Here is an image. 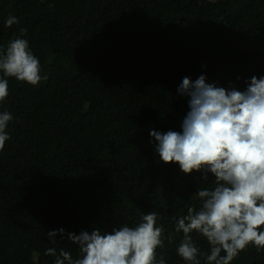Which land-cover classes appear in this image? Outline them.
<instances>
[{
  "label": "trees",
  "instance_id": "16d2710c",
  "mask_svg": "<svg viewBox=\"0 0 264 264\" xmlns=\"http://www.w3.org/2000/svg\"><path fill=\"white\" fill-rule=\"evenodd\" d=\"M9 15L19 23L6 27ZM21 28L48 79L33 87L6 78L0 112L13 120L0 151V264H54L49 247L78 258L68 233H111L152 211L164 229L157 257L185 264L173 217L199 209L193 194L215 178L163 163L150 132L181 131L186 76L240 91L264 76V0H0V47ZM232 264H264V250L249 245Z\"/></svg>",
  "mask_w": 264,
  "mask_h": 264
},
{
  "label": "clouds",
  "instance_id": "9594fccd",
  "mask_svg": "<svg viewBox=\"0 0 264 264\" xmlns=\"http://www.w3.org/2000/svg\"><path fill=\"white\" fill-rule=\"evenodd\" d=\"M19 23L9 15L6 27ZM14 36L6 49L0 47V104L9 95L8 77L36 87L48 76L41 75V64L24 38ZM239 79V77H238ZM246 89L237 90L208 83L205 75L195 81L184 77L177 91L188 98L181 131H151L154 151L165 163H176L184 174L194 171L214 186L198 188L187 214L173 217L175 233H183L176 252L185 264H232L249 245L264 250V76L245 81ZM13 115L0 112V151L10 140L6 131ZM158 214H142L135 226L121 225L111 233L95 228L89 233H68L67 239L78 245L79 257L63 248L49 247L45 255L55 257L54 264H166L157 249L164 247L163 225ZM196 232L206 238L210 252L203 253L193 240ZM58 232L63 238L65 230ZM56 244L57 231L46 233ZM172 242V234L167 237ZM224 253L222 255L221 253Z\"/></svg>",
  "mask_w": 264,
  "mask_h": 264
}]
</instances>
